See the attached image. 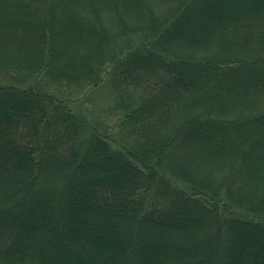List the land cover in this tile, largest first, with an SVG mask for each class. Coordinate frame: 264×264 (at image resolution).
Returning a JSON list of instances; mask_svg holds the SVG:
<instances>
[{
	"label": "trees",
	"instance_id": "trees-1",
	"mask_svg": "<svg viewBox=\"0 0 264 264\" xmlns=\"http://www.w3.org/2000/svg\"><path fill=\"white\" fill-rule=\"evenodd\" d=\"M0 264H264V0H0Z\"/></svg>",
	"mask_w": 264,
	"mask_h": 264
},
{
	"label": "rangeland",
	"instance_id": "rangeland-1",
	"mask_svg": "<svg viewBox=\"0 0 264 264\" xmlns=\"http://www.w3.org/2000/svg\"><path fill=\"white\" fill-rule=\"evenodd\" d=\"M137 37L131 40L137 41ZM114 104V94L110 84L104 79L100 85L87 88L83 93L75 98L73 109L78 114L84 116L90 126L98 133L107 135L109 138L115 136V115H107V110H111ZM113 149H117L116 144L111 143Z\"/></svg>",
	"mask_w": 264,
	"mask_h": 264
}]
</instances>
